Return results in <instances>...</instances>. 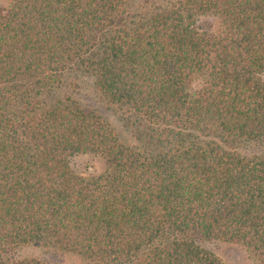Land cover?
<instances>
[{
    "label": "trees",
    "instance_id": "16d2710c",
    "mask_svg": "<svg viewBox=\"0 0 264 264\" xmlns=\"http://www.w3.org/2000/svg\"><path fill=\"white\" fill-rule=\"evenodd\" d=\"M210 243L264 264V0H8L0 264H225Z\"/></svg>",
    "mask_w": 264,
    "mask_h": 264
},
{
    "label": "rangeland",
    "instance_id": "374dc122",
    "mask_svg": "<svg viewBox=\"0 0 264 264\" xmlns=\"http://www.w3.org/2000/svg\"><path fill=\"white\" fill-rule=\"evenodd\" d=\"M8 6V0H0V12ZM77 97L84 103L92 105L95 100L90 96L88 89L82 90ZM72 166L75 170H83L88 166L101 168L102 164L90 156H78L73 159ZM207 248L217 254L225 264H249L243 248L223 243H210ZM22 256L40 258L51 264H85L77 256L48 252L43 248L30 246L22 250Z\"/></svg>",
    "mask_w": 264,
    "mask_h": 264
}]
</instances>
